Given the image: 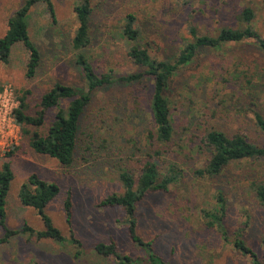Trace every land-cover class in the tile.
Wrapping results in <instances>:
<instances>
[{
    "label": "rangeland",
    "instance_id": "1",
    "mask_svg": "<svg viewBox=\"0 0 264 264\" xmlns=\"http://www.w3.org/2000/svg\"><path fill=\"white\" fill-rule=\"evenodd\" d=\"M24 1L0 0V38ZM52 1L56 22L44 3L31 11L29 32L42 53L36 77L26 74L29 54L21 43L14 46L8 64L0 61V90L11 85L20 93L28 91L32 111L41 95L55 83L84 88L71 46L77 28V0ZM94 6L93 37L87 53L99 73L112 69L117 75H126L142 69L130 60L127 45L119 35L128 13L137 17L143 41L158 59L178 55L183 43L191 38L190 26H196L199 34L213 35L222 25L236 26V15L245 7L256 10L255 26L264 36V0H94ZM255 69L264 77V54L252 42L231 43L221 49L202 48L174 76L167 91L175 134L165 158L179 163L185 173L167 192L148 193L138 204L137 218L139 234L151 240L156 253L172 264H253L249 256L205 226L202 210L213 206L219 189L228 199L225 224L230 239L244 232L248 244L264 261V207L257 203L249 187L253 179L264 182V157L235 162L216 179L198 177L194 172L210 157L207 148L200 150L198 144L212 127L228 134L243 132L255 144L264 145V131L255 124V113L264 115V87L261 97L254 100L251 89L243 85L244 74ZM151 95L149 78L136 83L117 81L95 91L81 120L79 144L70 168L36 153L21 132L18 143L10 149L13 155L0 157V166L10 161L14 171L7 199L8 226L22 229L27 222L36 230L44 228L36 209L24 206L19 198L21 185L36 173L59 184V194L45 211L64 236L69 238L72 230L75 232L82 242L83 254L76 257L77 247L70 242L37 239L26 233L0 244V264H117L112 257L94 251L97 243L110 241L116 242L120 253L146 259L145 251L129 235L124 209L101 202L110 194L124 192L120 169L127 168L137 178L140 160L153 149L149 139L153 127ZM67 105L68 101L62 102L63 107ZM57 110H50L42 132ZM69 191L72 227L66 221L64 207ZM3 234L0 227V237Z\"/></svg>",
    "mask_w": 264,
    "mask_h": 264
},
{
    "label": "trees",
    "instance_id": "2",
    "mask_svg": "<svg viewBox=\"0 0 264 264\" xmlns=\"http://www.w3.org/2000/svg\"><path fill=\"white\" fill-rule=\"evenodd\" d=\"M39 3H44L56 22V11L52 0H25L19 9L8 21V29L0 38V61L8 64L15 45L21 43L28 51L27 76L34 78L42 62V53L34 43L30 32V18L32 9ZM77 28L71 40L75 50V63L81 69L84 88H77L68 84L55 83L44 92L35 111L30 109L28 91L16 90L20 101L15 111L16 122L21 128L22 135L28 138L29 145L38 154L48 155L56 159L65 168L74 164L76 150L79 144L81 120L93 101L94 92L109 86L117 81L136 83L144 78L151 79L152 95L149 101L151 121L153 127L149 131L153 149H150L145 158L141 159L140 173L135 175L127 168H121L119 178L124 192L113 193L102 200L104 206H121L125 211L124 223L128 227L129 235L136 246L143 249L146 259H134L128 254L120 253L116 242H99L94 251L104 257H112L117 264H172L158 255L151 240H145L138 232L137 208L144 197L155 191L169 190L171 184L179 182L184 177V168L177 162L165 158L168 146L172 143L175 126L172 115V106L167 91L174 76L185 66L190 64L202 48L221 49L227 44H241L252 42L264 54V36L255 26L256 10L252 7L243 8L236 16V26L222 25L215 34H199L196 26H190L191 38L183 43V47L174 59L153 57L143 41V35L138 26L134 13H128L119 33L127 45V54L130 60L142 69L126 75H117L112 69L107 72H97L87 49L92 43V16L95 13L94 0H77L74 5ZM264 73V72H263ZM259 69L244 74V86L250 88L252 98L258 100L262 95L264 77ZM68 101L66 107L63 101ZM58 109L47 126L45 132L41 128L46 126L48 114L52 109ZM255 124L264 131V115L255 113ZM157 146V148H156ZM210 152L205 166L195 169L198 177L216 179L235 162L249 158L264 157V145H258L248 139L243 132L228 134L225 131L212 127L203 136L198 149L204 148ZM14 150L8 152L12 156ZM163 165H166L163 167ZM14 171L10 161L0 166V227L4 234L0 237V244L9 243L19 234L35 235L37 239H51L57 243L70 242L77 247L74 255L83 254L82 242L72 230L69 238L54 225L51 217L46 213V206L59 194L60 186L57 182L47 181L36 173L29 176L19 190V198L24 206L36 209L41 216L44 228L36 230L25 222L22 229L11 228L7 224V203ZM257 203L264 207V182L253 179L249 182ZM212 207L202 210L205 226L216 230L221 239L232 243L234 248L249 256L253 264H264L256 251L248 244L244 232L234 234L230 239L225 221L229 211L228 199L222 189L214 195ZM66 221L72 227L73 202L71 192L67 193L64 203ZM264 248V237L262 239ZM34 264H39L35 262Z\"/></svg>",
    "mask_w": 264,
    "mask_h": 264
},
{
    "label": "built area",
    "instance_id": "3",
    "mask_svg": "<svg viewBox=\"0 0 264 264\" xmlns=\"http://www.w3.org/2000/svg\"><path fill=\"white\" fill-rule=\"evenodd\" d=\"M19 104L13 86L8 85L0 90V157H4L21 136V128L15 118Z\"/></svg>",
    "mask_w": 264,
    "mask_h": 264
}]
</instances>
